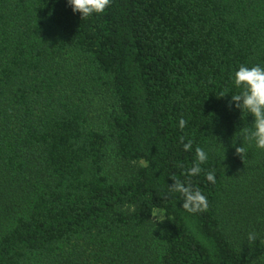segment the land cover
<instances>
[{
	"label": "trees",
	"instance_id": "obj_1",
	"mask_svg": "<svg viewBox=\"0 0 264 264\" xmlns=\"http://www.w3.org/2000/svg\"><path fill=\"white\" fill-rule=\"evenodd\" d=\"M257 64L264 0H112L86 19L0 0V264H264V151L229 106ZM171 177L208 210L166 195Z\"/></svg>",
	"mask_w": 264,
	"mask_h": 264
},
{
	"label": "clouds",
	"instance_id": "obj_2",
	"mask_svg": "<svg viewBox=\"0 0 264 264\" xmlns=\"http://www.w3.org/2000/svg\"><path fill=\"white\" fill-rule=\"evenodd\" d=\"M67 4L71 6L73 13H79L81 19H86L91 16L103 14L108 9L112 0H67ZM234 86L239 89L236 94L231 95L229 106L239 109L241 112H247L254 117L253 127L251 129H243L245 137L249 143L254 142L255 147L264 151V67L257 64L251 67L241 65L233 75ZM221 95L220 97L224 96ZM188 121L181 118L178 126L183 129L188 125ZM183 143V137H181ZM192 142L189 140L183 143V149L190 151ZM196 162L185 173L188 177L199 175L203 169L201 165L208 160V154L202 149L197 147L195 149ZM235 154L243 161L247 157V148L244 146L235 147ZM173 183L168 185L166 195L179 194L182 203V208L190 213L196 214L206 212L209 204L207 197L200 191L199 188L193 187L191 182H184L175 177H171ZM206 179L215 183L214 170L206 173ZM162 198H164L162 196ZM154 223L163 222L165 218L155 217ZM257 240L255 232H249L246 241L249 246H252Z\"/></svg>",
	"mask_w": 264,
	"mask_h": 264
},
{
	"label": "rangeland",
	"instance_id": "obj_3",
	"mask_svg": "<svg viewBox=\"0 0 264 264\" xmlns=\"http://www.w3.org/2000/svg\"><path fill=\"white\" fill-rule=\"evenodd\" d=\"M154 216L155 217H163L164 218V214H163V211L162 210H159V209H155L153 211V214H152V218H153V222H154ZM160 222H156L155 224H159Z\"/></svg>",
	"mask_w": 264,
	"mask_h": 264
}]
</instances>
